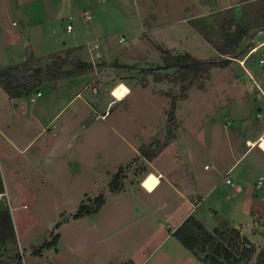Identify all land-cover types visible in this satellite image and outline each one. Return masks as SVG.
<instances>
[{
    "label": "rangeland",
    "instance_id": "1",
    "mask_svg": "<svg viewBox=\"0 0 264 264\" xmlns=\"http://www.w3.org/2000/svg\"><path fill=\"white\" fill-rule=\"evenodd\" d=\"M226 1L235 6L224 9ZM237 3L0 0V70L23 62L46 67L69 51V59L98 66L79 77L44 81L35 103L30 97L11 100L0 88V264H203L176 238L164 237L172 206H143L146 198L135 182L149 165L135 159L131 147L135 137L143 136L138 149L164 140L167 94H181V83H156L153 73H143L163 66L158 46L219 59L206 38L236 25L249 29L253 39L241 44L244 51L232 61V74L213 69L209 80L177 102L178 137L154 166L167 171L187 164L181 167L184 185H194L192 174L205 197L197 207L210 213L201 214L205 225L223 228L233 220L258 250L264 246V181L257 186L264 177V136L258 148L246 144L264 129V21L260 12L246 13ZM95 45L98 53L90 51ZM255 47L260 50L246 67L253 69L251 79L239 61ZM130 91L121 104L128 113L117 115L116 105L111 117L101 119L110 100H123ZM121 167L126 170L122 197L109 191ZM227 174L234 187L226 185ZM99 196L106 204L97 214L74 218L81 205Z\"/></svg>",
    "mask_w": 264,
    "mask_h": 264
},
{
    "label": "trees",
    "instance_id": "2",
    "mask_svg": "<svg viewBox=\"0 0 264 264\" xmlns=\"http://www.w3.org/2000/svg\"><path fill=\"white\" fill-rule=\"evenodd\" d=\"M214 34L212 37L208 36L206 40L218 52L219 59L201 60L189 53L182 54L158 46L163 66L143 73L146 75L153 73L156 83L165 81L174 84L181 83V94L179 96L167 94L171 98V105L167 111L165 138L163 141L156 140L149 146H142L139 149L140 159L153 162L170 147L171 143L177 139L180 127L176 117L177 102L187 100L188 92L193 86L209 80L213 69L229 67L234 59L242 55L244 50L240 48L243 41L253 39L249 29L238 25L226 27L216 37ZM72 52L69 51L64 56L63 54L57 55L54 62L46 67H34L29 62H23L0 70V88L10 99L31 97L39 92L44 81L55 82L59 79L79 77L94 72L98 67L80 58L69 59ZM66 64L69 65L68 68ZM154 70H174V73L161 74L153 72ZM125 178L126 170L121 167L113 176L109 191L115 194L122 192ZM105 204L104 196H99L91 204L81 205L74 218L80 219L95 215ZM173 236L197 259L202 258L203 264H248L254 258L256 264H264V246L258 250L248 239L241 236L239 230L228 225L209 232L194 217H188L174 231ZM34 254L41 256V250L35 249Z\"/></svg>",
    "mask_w": 264,
    "mask_h": 264
},
{
    "label": "crops",
    "instance_id": "3",
    "mask_svg": "<svg viewBox=\"0 0 264 264\" xmlns=\"http://www.w3.org/2000/svg\"><path fill=\"white\" fill-rule=\"evenodd\" d=\"M222 2H223V0H222ZM237 2H238L237 4H239L240 7L242 6V7H246L248 9L246 11V13H252L253 11L254 12L255 11L260 12L261 13L260 17L264 21V0H237ZM225 4H226V6L224 9H228V8L230 9L231 7L235 6L230 1L229 2L226 1ZM71 18L72 17H70V19ZM91 19H92V16H91ZM250 34H251V31H250ZM257 48H258V50L255 53H258L260 50L259 47H257ZM255 53H253V54H255ZM248 55L243 59V61H239V63H240V67H242L245 70L246 74L251 79H253V75H252L253 69L251 67L246 68L247 63L249 61V58L252 54L250 56H248ZM105 63L106 62H104L102 65L104 66ZM115 64H117V63H115ZM230 66L227 67L226 69L232 74V71H234V70L230 69ZM234 75L236 76L237 74L234 72ZM89 82H90V80H89ZM231 82H233L235 87H237L236 86L237 85L236 79H233ZM263 94H264V92H263ZM130 95H131V91H130V94H128L123 100H116L112 96L115 100L112 99L107 104V107H106V110L104 113V116H106V119L112 116L111 110L116 105H117V115L122 116L124 113H128V109L121 107V104L125 100H127L130 97ZM18 99H21V98H18ZM11 100H14V99H11ZM15 106L18 107L19 105L15 104ZM263 136H264V129H263L262 134L258 136L257 140H254V141L250 140V139L246 140V144H247V147H249V150H251L254 147L258 148L259 141ZM142 141H143V136L135 137V139L133 140L131 149L134 151L135 159L137 156H140V153H139L140 148L138 149L136 147L137 142L139 143ZM143 143H145V142H143ZM250 144H251V146H250ZM171 147H173V146L170 145L169 148H171ZM239 156H241V155H239ZM240 160L241 159H239L237 162H240ZM154 161L148 162L149 166L147 167V171L146 170H145V172L143 171V174H145L144 175L145 177L141 181H139V183L135 182V185L138 187V190L140 189V191H141V192L139 191L138 193H140L141 195H143L146 198V201L142 202L143 206H148L149 208H155L154 204H157L158 208L159 207H161V208L167 207L168 208L171 206L174 208V209H171L169 211V213L165 216V217H168L165 219V221H164L165 223L163 224V230H164V228L167 230V231H164V234H163L164 237L166 238V240L169 237L175 238L173 236L174 231L188 217H194L209 232H212L216 228H220L219 227L220 225L209 228L207 225H205L204 220H202L201 214H203L204 216L205 215L208 216L210 213L207 212L206 210L200 211L199 208L197 207L200 204V202L205 199V197H202L203 196L202 192L199 190L198 183H197V181L196 182L194 181L192 174H191V178L194 182V185L193 186H191L190 184H189L190 186L184 185V183H185L184 182V169L181 167L183 165L186 167L187 164H182L181 167H176V168H175V166L174 167L172 166L169 170L165 171L161 167L160 168H158L157 166L155 167ZM190 166H191V164L189 163L187 168H189V172L191 173V170H190L191 167ZM180 168L182 170V174H181ZM204 170L208 171V170H210V168L206 169V166H204ZM231 170H232V168H231ZM140 176H142V175H140ZM228 176H229V174L226 175V177H227L226 179H229ZM225 183H226V180H225ZM135 185H133L131 187V188H134V190L136 187ZM163 185H164V189L161 190ZM226 185H228V184H226ZM229 186H231V185H229ZM232 187H234V184ZM168 193L170 194V196H168ZM123 195H125L124 189L122 190V192L117 194V196H120V197H122ZM173 195H174V198H173ZM3 196H4V193H0V200L3 198ZM171 198H172V200H170ZM212 210L213 209H211V211ZM172 221H173V226L170 227L169 224ZM228 225L239 230L240 233H242L241 236L248 239L253 244L252 238L244 233L245 227L243 228L242 225L235 223L233 220L230 221V223L228 222ZM150 236L151 235L149 234V237ZM150 238H152V236ZM11 263H12V261L10 260L6 264H11Z\"/></svg>",
    "mask_w": 264,
    "mask_h": 264
},
{
    "label": "built area",
    "instance_id": "4",
    "mask_svg": "<svg viewBox=\"0 0 264 264\" xmlns=\"http://www.w3.org/2000/svg\"><path fill=\"white\" fill-rule=\"evenodd\" d=\"M103 1L106 2L107 0H103ZM84 18H85L86 20H91V15L88 14V13H86V14H84ZM71 20H72V18H71ZM66 29H67V32H69V33H71V32L73 31V25H72V22H71L70 24L67 25V28H66ZM121 42H123V40H121ZM262 45H264V43H263ZM99 48H100L99 45H95V46H93V47L90 48V51H91V52H93V51H97V53H98ZM257 50H258L257 47L253 48V49L250 51V53H249L248 56H250L251 54L255 53ZM97 57L100 58V57H101L100 54H98ZM92 63H93V62H92ZM93 64H94V63H93ZM260 64H261V65H264V60H260ZM94 92L96 93V89H94ZM41 95H42L41 92H37V93L33 94V95L30 97V101H31V103H35L36 100H37L38 98L41 97ZM98 117H99V116L96 115V118H98ZM101 118H102V119H105L106 116L103 115ZM206 168L208 169L209 166H206ZM263 181H264V177L262 176V177L259 178L258 183H257V186H258V187L261 186L262 183H263ZM226 184L233 186L232 181L229 180V179L226 180Z\"/></svg>",
    "mask_w": 264,
    "mask_h": 264
},
{
    "label": "water",
    "instance_id": "5",
    "mask_svg": "<svg viewBox=\"0 0 264 264\" xmlns=\"http://www.w3.org/2000/svg\"><path fill=\"white\" fill-rule=\"evenodd\" d=\"M135 170V169H134ZM69 218H71V216H66L65 218H64V220H66V219H69ZM43 242H40L39 244H37L36 246H35V248L36 249H38L39 248V246L42 244Z\"/></svg>",
    "mask_w": 264,
    "mask_h": 264
}]
</instances>
